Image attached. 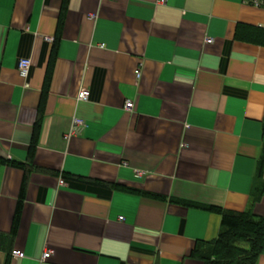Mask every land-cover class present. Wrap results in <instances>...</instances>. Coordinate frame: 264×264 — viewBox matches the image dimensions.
I'll return each mask as SVG.
<instances>
[{"label": "crops", "instance_id": "crops-1", "mask_svg": "<svg viewBox=\"0 0 264 264\" xmlns=\"http://www.w3.org/2000/svg\"><path fill=\"white\" fill-rule=\"evenodd\" d=\"M239 24L264 6L0 0V264H203L221 216L201 206L264 217V45Z\"/></svg>", "mask_w": 264, "mask_h": 264}, {"label": "trees", "instance_id": "trees-1", "mask_svg": "<svg viewBox=\"0 0 264 264\" xmlns=\"http://www.w3.org/2000/svg\"><path fill=\"white\" fill-rule=\"evenodd\" d=\"M235 36L240 39L254 41L264 45V28L262 27L239 24L235 30ZM9 162L12 165H21V163L18 162ZM263 162L264 137L255 175V178L259 180V184L257 187L258 189L254 193L255 195H253L252 203L258 200L264 187V181L260 179ZM26 171L27 170H25V172ZM73 178L106 188H122V186L117 183L93 181L81 177ZM21 200L22 192H20L15 208L11 233H14L16 229ZM192 206L197 205L192 204ZM201 207L220 214L221 229L218 236L212 241H196L189 256L199 259L203 264H253L264 249V217L256 216L252 210H227L213 205Z\"/></svg>", "mask_w": 264, "mask_h": 264}, {"label": "built area", "instance_id": "built-area-1", "mask_svg": "<svg viewBox=\"0 0 264 264\" xmlns=\"http://www.w3.org/2000/svg\"><path fill=\"white\" fill-rule=\"evenodd\" d=\"M166 0H161V2H165ZM246 3H249L253 6H264V0H243ZM212 39L208 38L206 39V42H211ZM30 62L28 59H20L17 63V70L20 73V75L25 76L27 74L28 68H29ZM135 76L137 79L140 78L141 73L139 69H135ZM89 96V90L88 89H80L76 95V100L77 101H83L86 100ZM133 106V103L131 101H126L124 104V109L125 110H131ZM85 127V123L82 119H80L79 117L74 116L71 120V127L70 130L68 131V133L65 136V139L70 138L71 136H76L78 135L81 130ZM64 179H60L59 180V184H64ZM13 256L15 257H23V253L21 251L18 250H13L11 253ZM51 254L50 250H47L43 253V259L48 258Z\"/></svg>", "mask_w": 264, "mask_h": 264}]
</instances>
